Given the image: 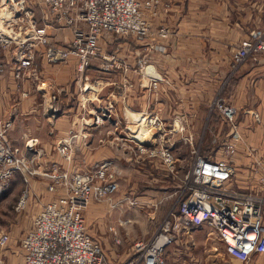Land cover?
<instances>
[{"label":"built area","instance_id":"1","mask_svg":"<svg viewBox=\"0 0 264 264\" xmlns=\"http://www.w3.org/2000/svg\"><path fill=\"white\" fill-rule=\"evenodd\" d=\"M36 4L41 11L39 17ZM160 4L161 0H0V46L14 45V69L18 79L24 78L29 69L35 71L38 55L51 63L68 62L74 57L76 70L81 73L93 58L103 57L104 70L120 68L127 72L133 69L139 74L141 85L157 89L161 82L169 83V80L148 60L147 50L155 48L163 52L162 40L173 32L165 24L152 25L150 17L157 15ZM64 28L69 29V37H65L64 42L57 40L50 31ZM106 32L143 44L136 55L135 66L117 60L114 55H103L100 37ZM261 57H264V26L250 30L236 45L232 53V72L248 60ZM87 82L82 89L81 102L89 114L88 117L83 115L84 123L98 126L109 117L104 106L96 108L93 103L103 85L99 86L98 80L91 81L92 85ZM27 94L22 91V95ZM49 100L48 110L57 112L58 93L53 92ZM210 107L220 113L235 133L239 112L235 104L218 92ZM143 118H146L143 134L147 140L140 141L127 132L120 135L119 140L126 148L132 146V151L159 157L167 170L178 176L180 167L173 143L167 137L170 130L155 113ZM137 121L140 125L141 120ZM174 123L172 128L186 129L183 116L175 118ZM13 125V119L0 115V190L16 172H21L26 183L33 176L46 178L47 189L56 194L36 214L33 224L21 238L23 264L100 263L102 242L87 231L85 208L92 201H105L111 207L123 202L138 203L128 194H118L120 180L113 160L103 159L89 169H69L58 162L42 165L38 162L42 155L38 138L26 134L21 136L25 138L22 145L13 144L9 138ZM222 147L225 157L220 158L203 154L198 144L192 147L180 186L171 193L175 197L172 205L148 239L134 241L135 256L129 264H167L166 249L176 242L186 244L184 234L199 226L214 230L227 253L242 262L256 253H264V193L231 186L235 167L229 157L237 152V141L228 140ZM57 151L66 161L72 159L68 139L58 145ZM27 198L28 190L25 189L16 202V209L23 208ZM109 229L116 236L115 229L112 226ZM114 239L120 242L118 236ZM9 241L10 233L0 229V263Z\"/></svg>","mask_w":264,"mask_h":264},{"label":"crops","instance_id":"2","mask_svg":"<svg viewBox=\"0 0 264 264\" xmlns=\"http://www.w3.org/2000/svg\"><path fill=\"white\" fill-rule=\"evenodd\" d=\"M37 6L36 4L39 17L41 11ZM150 18L154 27L165 24L173 31L168 38L162 40L165 46L163 52L155 48L147 50L148 60L169 83L161 82L159 88L150 89L141 85V78L133 69L127 72L120 68L104 70V58H93L86 69V75L92 78L98 72L108 74L100 91L104 97H98L97 104L93 101L94 106L99 108L104 99V108L109 111V117L104 121V133H98L93 126L84 123L83 116L77 115L80 110L75 109L74 98L79 97L80 105L83 90L81 87L82 91H79L80 81L72 84L77 74L76 58L72 57L68 62L51 63L38 55L35 71L29 69L24 78L18 79L14 69V45L7 48L0 46V115L14 121L9 132L10 141L19 144L22 129L31 133L30 127L36 125V136L48 158L58 160L63 167L89 169L103 159H112L118 174H123L130 168L133 172L141 171L152 175L150 182L154 189L148 188L146 195L135 194L136 183L129 191H118L119 195L128 194L136 198L139 204L153 206L151 213L154 215L150 217L154 224L143 230L145 233L151 231L147 237L138 238L143 240L151 236L172 205L174 198L171 193L178 184L175 186L174 178L179 176L171 175L159 157L132 151L119 140L120 135H123V126L138 124L137 119H134L136 115L143 117L155 113L162 119L170 130L167 137L173 143L179 172L184 164L188 165L191 149L197 144L203 154L220 158L225 157L222 143L236 140L235 161L238 164L259 158L261 153L264 155V57L248 60L237 71L232 72V53L236 45L248 36L250 30L264 26V0H161L157 15ZM65 30L69 33L68 28H64ZM50 31H53L57 40L61 39L59 29ZM112 35L113 33L106 32L100 37L103 55H114L117 60L135 66L136 55L144 47L143 44L130 37L125 38L131 43H115ZM24 90L28 92L27 95H22ZM53 92L58 93L59 108L65 112L58 117H48L41 113L46 96ZM218 92L238 108L235 133L230 126H224L214 118L210 106ZM15 107L16 110L13 111ZM178 116L184 117L186 129L172 128L174 119H178ZM48 125H54L55 128L50 127L52 129L48 131ZM72 133L76 135L72 136ZM62 136L69 140L72 150L73 159L69 162L61 155L59 157L56 151L51 154ZM215 144H219V149L213 153L211 148ZM77 151L80 152V159H75ZM17 176L21 177L22 183L37 187V180L34 182L32 179L38 176L31 177L29 183H26L22 173L17 172L10 179V188L18 184ZM55 195L49 190L39 191L35 211L32 212L26 230L33 224L36 214ZM33 198L34 193H28L27 202ZM115 209L105 201L92 202L83 212L87 231L102 242L103 258L98 264H129L132 253L135 254L133 246L132 251L128 252L130 254L120 250L122 238L119 230L124 219L113 215ZM110 226L120 238L119 243L114 241L116 236L109 229ZM184 235L186 244L176 242L166 249V262L167 258H171L172 264H181L174 261L181 258L182 247L199 248L211 243L212 250L215 251L223 244L218 234L206 226L196 227ZM12 241L14 242L13 236ZM13 251L14 244L3 250L6 264L13 260ZM21 253L23 257V250ZM244 264H264V253L254 254Z\"/></svg>","mask_w":264,"mask_h":264},{"label":"rangeland","instance_id":"3","mask_svg":"<svg viewBox=\"0 0 264 264\" xmlns=\"http://www.w3.org/2000/svg\"><path fill=\"white\" fill-rule=\"evenodd\" d=\"M59 31H60V34L62 35L61 39H59V40L64 42V38L69 37V33L66 32V30L64 31V29H61ZM112 36L115 37L114 38L115 43H118L121 41H126L128 43H131L124 36H121L118 34L117 35L113 34ZM108 48H111V46H109ZM3 63L5 64L6 62H3ZM104 65H106V64H104ZM76 73L77 74H76L75 80L72 82V84L74 85V84H76L77 81H80V84L78 86L79 91H82L81 87L83 89L86 81H89V82H87L88 85H92L91 81H97L98 80V83H99L98 85L104 86V80H106L104 78H107V76H108V74H104L103 71L96 73V76H94V77L92 76V78L88 77V75L86 76V73H87L86 70L83 73L78 72V71ZM102 93L101 92L98 93V97H101V98L104 97V96H102ZM83 94H84V92H83ZM81 96H82V94H81ZM46 97H47L46 102L44 103V107L41 110L42 114H44L45 116H48V117H58V115L65 113L60 108H59L60 110H58L57 112H50L48 110V107L50 105V100H49L50 95H47ZM92 97H93V95H92ZM41 101L43 103L44 99ZM97 101H99L98 98H94V102L96 104H97ZM79 102H80L79 97L74 98V104L76 103L75 109L80 110V111H78L77 115L78 116L84 115V116L88 117L89 116L88 111L84 110L83 107L81 106V104L79 105ZM101 102L103 103L102 106H104V102H105L104 99H102ZM213 113H214V118H216L219 123H223L224 126H227V127L229 126V124H227L225 121H223L222 117H220L221 115L219 112L214 111ZM42 114H41V116H44ZM131 114L132 113H130V115ZM136 116L138 117V115H136ZM137 117L134 119H137ZM48 127H49L48 131H50L52 129L50 127H54V125H51V126L48 125ZM123 127H125V128L122 129V134L127 132V133H129L130 136H135V134L139 131V129H141V127H143V125L137 124V125H132L130 127L129 126H123ZM35 128H36V125H33L30 127V129L32 131L31 133L24 130L25 128L22 129V131L20 132L19 144L22 145L24 143L25 138H22L21 137L22 135L27 134V135H31V136H36L38 133V131H37L38 129H35ZM92 128H94V130L97 131L98 133H104V123L100 124L98 126H93ZM48 134L52 135L50 133H48ZM36 137H38V136H36ZM63 137L64 136L60 137L59 140L56 142L55 150L52 149L51 154H52V152H55V151L58 153V151H57L58 145L66 139ZM130 142L134 143L133 141H131V139H130ZM38 146L40 148H42V145L40 144L39 137H38ZM213 146L211 148V151H213V153H214L216 149L217 150L219 149V144H215ZM127 148L130 150L133 149L132 146L127 147ZM78 153H80V152L77 151L75 153V156H76L75 159H77V158L80 159V156H78L79 155ZM223 153H224V151H223ZM236 154H237V152L229 157L231 163L235 167V171L233 173V178L231 181V186H233L236 189L242 190V191H252V192L264 193V184L262 183V176L264 175V161L262 159H264V155H262V153H261V157H259V158H252L250 161H247V163H245V164H238L235 161V157H236L235 155ZM59 157H61L60 154H59ZM260 158L262 161L260 160ZM72 159H73V157H72ZM53 160H55V159L48 158L45 150L42 148V155H40L38 157V162L42 163L43 165H50L54 162H58V160L57 161L56 160L53 161ZM234 162H236V163H234ZM183 166L184 167H182L181 171L178 173L179 178L178 177L174 178L175 179L174 180L175 186L177 183L180 182L179 179L183 176V173L186 171V169L188 167L187 164L186 165L184 164ZM163 173H165V172H162V174ZM170 174L172 175L171 172H170ZM118 175L120 176V187H121V189L119 188V190H128L129 191V190H131L130 188L133 186L134 183H136V189H137V190L135 189L136 190L135 194L146 195L145 191H147L148 188L154 189L153 183L150 182L151 181L150 179L153 176L150 174H144L141 171H134L133 172L129 168V171H126L125 173L118 174ZM17 178H18V184H14L13 187L10 188V185H9L10 180H9L8 183L4 186V188L2 190H0V229L7 230L10 233V241H9L8 246H10L11 244H14L13 260L9 264H23V261H22L23 257L21 256L22 248L20 246L21 238L23 237L24 233L27 231L26 229L29 226L31 216H32V212L35 211L34 208L36 205V199H38V196H39V191L42 192V190H43L45 192H48V190H47L48 180L42 176H38V177L32 179V181L34 180V182H35V180H37V182H36L37 187H34V185L30 186V184L27 185V184L22 183L21 177H19V176H17ZM166 178L168 179L169 176H167ZM5 188H7V189H5ZM25 189L28 190L29 194L34 193V198L32 201L28 200L27 204L23 208L16 209V202ZM31 190H32V192H31ZM52 195L54 196V194H52ZM173 198H175V197L173 196ZM92 202H96V201H92ZM115 208L116 209L113 212V215L114 216H121V218L124 219L123 220L124 224L121 226V228L119 230L120 231L119 236H120V238H122V244L120 245V250H122V252L126 251L127 254H130L131 252L130 253H128V252L132 251L131 248L134 244V241L137 240L138 238L147 237L151 232V231L150 232L148 231L147 233H145L143 230L146 228H149L151 224H154V222L152 221V219L150 217L153 214V213H151L153 206L147 205L146 203L144 205H142L141 203L131 205V204H128L127 202H123V204H121ZM103 215H104V210H103ZM128 219H129V221H128ZM11 235L14 238V242L12 241ZM103 242H104V239H103ZM112 242H113V237H112ZM217 248H218L217 250L213 251L211 243H207L206 245H202L199 248H192V247L184 248V247H182L183 252L181 253V258L175 260L174 262L175 263L180 262L181 264H244V262H242V261L234 258L233 256H231L230 254H228L226 249H225V246L223 244L219 245V247H217ZM134 256H135V254L133 255V253H132V258ZM170 259L171 258H167V261H168L167 264L173 263V260L172 259L170 260ZM0 264H6L5 255L3 256L2 262Z\"/></svg>","mask_w":264,"mask_h":264},{"label":"bare ground","instance_id":"4","mask_svg":"<svg viewBox=\"0 0 264 264\" xmlns=\"http://www.w3.org/2000/svg\"><path fill=\"white\" fill-rule=\"evenodd\" d=\"M137 119L141 120V123L140 125H143V127H141V129H139V131L135 134V136L137 138H139L140 141H145L147 140L148 138L145 136V133L146 132V127L145 126V120L146 118H143V117H140V115H138ZM150 140V139H149Z\"/></svg>","mask_w":264,"mask_h":264},{"label":"trees","instance_id":"5","mask_svg":"<svg viewBox=\"0 0 264 264\" xmlns=\"http://www.w3.org/2000/svg\"><path fill=\"white\" fill-rule=\"evenodd\" d=\"M214 111H215V110H213V112H214ZM216 112H218V111L216 110ZM178 186H180V183L177 184V187H178Z\"/></svg>","mask_w":264,"mask_h":264}]
</instances>
